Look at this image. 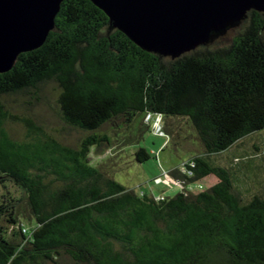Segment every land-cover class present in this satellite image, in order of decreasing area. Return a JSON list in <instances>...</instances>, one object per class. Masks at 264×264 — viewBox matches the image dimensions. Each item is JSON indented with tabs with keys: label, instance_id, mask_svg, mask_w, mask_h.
Returning a JSON list of instances; mask_svg holds the SVG:
<instances>
[{
	"label": "trees",
	"instance_id": "1",
	"mask_svg": "<svg viewBox=\"0 0 264 264\" xmlns=\"http://www.w3.org/2000/svg\"><path fill=\"white\" fill-rule=\"evenodd\" d=\"M241 23L228 42L172 58L110 29L90 0H62L44 41L0 72V264H264V192L243 201L238 168L212 158L264 128V12ZM49 94L75 139L31 114ZM157 115L167 143L186 139L184 123L201 148L165 170L181 186L170 196L90 160L129 147L149 158Z\"/></svg>",
	"mask_w": 264,
	"mask_h": 264
},
{
	"label": "water",
	"instance_id": "2",
	"mask_svg": "<svg viewBox=\"0 0 264 264\" xmlns=\"http://www.w3.org/2000/svg\"><path fill=\"white\" fill-rule=\"evenodd\" d=\"M62 0H0V72L20 52L38 47L53 28ZM140 48L177 57L238 26L264 0H90Z\"/></svg>",
	"mask_w": 264,
	"mask_h": 264
},
{
	"label": "rangeland",
	"instance_id": "3",
	"mask_svg": "<svg viewBox=\"0 0 264 264\" xmlns=\"http://www.w3.org/2000/svg\"><path fill=\"white\" fill-rule=\"evenodd\" d=\"M241 25L243 23L228 29L226 33L218 36L208 45L228 42ZM52 106H54L53 95L49 94V100L43 99L41 104L33 106V108L31 107V114L34 113L39 119L43 118L46 121L45 123L54 132L59 133L61 137L67 140L75 139L78 132L62 127L52 110ZM178 127L181 128V135L186 137V139L180 142L179 146L167 143L168 136L162 131L161 122L160 129L162 132H158L152 121V129L145 133L144 139L141 141V144L149 149L151 156L142 162H134L132 147L124 150L107 149L99 155L91 153L90 160L94 163H108L114 170V177L128 187L134 188L137 192H146L155 197L173 195L181 189V186L174 182L165 173V170L179 166L182 159L188 156L187 150H195V153L201 150L198 142H195L192 133H188V127L184 123L178 124ZM254 145L259 149L254 150ZM212 158L217 164H232L236 169L238 168V171L241 173L239 174L241 181H238L236 188L243 201L245 200L243 194H245L244 191L246 189L252 188L251 191L264 192V128L241 138L230 150L212 154ZM214 181L215 178L213 176H206L188 187L192 190H198V183H201L202 188H205ZM60 264L72 263L68 259H63Z\"/></svg>",
	"mask_w": 264,
	"mask_h": 264
},
{
	"label": "built area",
	"instance_id": "4",
	"mask_svg": "<svg viewBox=\"0 0 264 264\" xmlns=\"http://www.w3.org/2000/svg\"><path fill=\"white\" fill-rule=\"evenodd\" d=\"M151 118L150 117V114H147L146 115V119H149ZM153 125L155 126V128H157L158 132H162L161 129H160V116L157 115L154 119H153Z\"/></svg>",
	"mask_w": 264,
	"mask_h": 264
}]
</instances>
